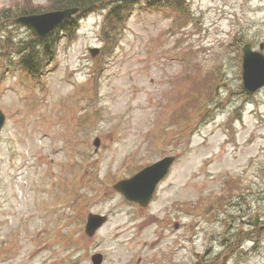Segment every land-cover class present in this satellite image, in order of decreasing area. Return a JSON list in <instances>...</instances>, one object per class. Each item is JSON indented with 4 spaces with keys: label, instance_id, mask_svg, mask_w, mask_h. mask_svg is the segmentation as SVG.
Instances as JSON below:
<instances>
[{
    "label": "rangeland",
    "instance_id": "obj_1",
    "mask_svg": "<svg viewBox=\"0 0 264 264\" xmlns=\"http://www.w3.org/2000/svg\"><path fill=\"white\" fill-rule=\"evenodd\" d=\"M25 1L0 0V10ZM50 1L31 0L40 12ZM181 10L184 22L169 7L137 1L108 42L104 13H87L69 41L62 32L48 39L52 58L38 79L0 51V264H91L96 253L101 264H194L209 239L203 200L220 190L254 204L243 185L264 187L256 177L264 89L243 101L240 49L264 42V0H184ZM9 28V39L32 38ZM189 88L186 110L178 103ZM240 114L229 140L223 123ZM168 155L177 160L147 208L113 190L131 169ZM231 178L235 189L225 192ZM88 213L108 217L91 238Z\"/></svg>",
    "mask_w": 264,
    "mask_h": 264
},
{
    "label": "water",
    "instance_id": "obj_2",
    "mask_svg": "<svg viewBox=\"0 0 264 264\" xmlns=\"http://www.w3.org/2000/svg\"><path fill=\"white\" fill-rule=\"evenodd\" d=\"M76 9H69L58 12H50L34 16H22L14 20L16 24L27 27L34 36L42 37L50 32L62 20L70 18ZM92 56L98 53L97 49L91 50ZM243 87L247 94L253 93L264 83V56L251 51L250 45L243 48ZM4 115L0 111V131L4 123ZM98 147L99 140L94 141ZM174 158H165L156 164L145 168L129 180L118 182L114 189L122 193L128 200L137 201L146 206L152 196L155 185L163 178L171 166ZM106 221V217L99 215H88L85 232L93 236L95 231ZM101 256L93 258L94 264H98Z\"/></svg>",
    "mask_w": 264,
    "mask_h": 264
},
{
    "label": "trees",
    "instance_id": "obj_3",
    "mask_svg": "<svg viewBox=\"0 0 264 264\" xmlns=\"http://www.w3.org/2000/svg\"><path fill=\"white\" fill-rule=\"evenodd\" d=\"M132 0H51L48 4V10H56V9H63L72 6H77L80 8V13H85L93 10H102L105 9V17L104 23L101 28V32L103 34V38L105 41L110 40V35L113 33H118V31L125 27V22L128 16V10L131 8ZM146 5L148 8H160L163 4L162 1L164 0H145ZM173 3H169L171 9L183 14L182 10L178 9L179 5L176 0H173ZM17 10V11H13ZM40 9L37 6H34L31 0H27L23 3H19L15 9H5L0 10V43L2 44V48L5 51V55L7 56L10 51H16L21 54L19 59V66L25 74L36 77L38 73H40V69L38 66V59L36 58L38 53L32 47V43L29 42H22L9 39V34L6 36L3 35L2 31L6 29V21L12 19L16 15L19 14H32L38 13ZM187 20V19H186ZM77 26V19H72L69 21L64 22V24L60 27L61 32L66 36L67 41H69L74 34V28ZM59 29V30H60ZM2 35V36H1ZM51 36V35H50ZM114 36V35H113ZM55 39V38H53ZM48 40L45 39V62L52 58L51 49H48L49 44L47 43ZM7 43L8 45H5ZM26 44V46H24ZM56 44L57 43H53ZM25 50V52H24ZM39 57V55H38ZM43 57V56H42ZM195 97L192 96V99Z\"/></svg>",
    "mask_w": 264,
    "mask_h": 264
},
{
    "label": "flooded vegetation",
    "instance_id": "obj_4",
    "mask_svg": "<svg viewBox=\"0 0 264 264\" xmlns=\"http://www.w3.org/2000/svg\"><path fill=\"white\" fill-rule=\"evenodd\" d=\"M226 215L224 212V216ZM225 223H227L226 228ZM217 224V229L220 231L219 243L215 238L209 243V250L204 252L202 264H218V261L219 264H235L236 250L242 247V241L247 239L245 243L254 244L253 249L264 241V213L239 210L234 212L232 217L220 218ZM212 244L214 247L222 245L218 255L215 249H211Z\"/></svg>",
    "mask_w": 264,
    "mask_h": 264
}]
</instances>
